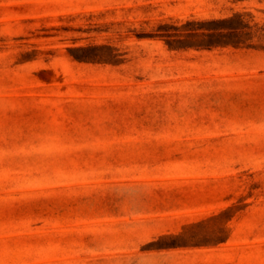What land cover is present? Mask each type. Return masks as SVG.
Here are the masks:
<instances>
[{
  "label": "rangeland",
  "instance_id": "374dc122",
  "mask_svg": "<svg viewBox=\"0 0 264 264\" xmlns=\"http://www.w3.org/2000/svg\"><path fill=\"white\" fill-rule=\"evenodd\" d=\"M0 264H264V0H0Z\"/></svg>",
  "mask_w": 264,
  "mask_h": 264
}]
</instances>
